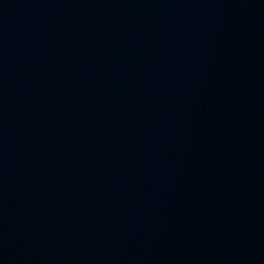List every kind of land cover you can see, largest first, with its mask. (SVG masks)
Wrapping results in <instances>:
<instances>
[{
	"label": "water",
	"instance_id": "95a60500",
	"mask_svg": "<svg viewBox=\"0 0 264 264\" xmlns=\"http://www.w3.org/2000/svg\"><path fill=\"white\" fill-rule=\"evenodd\" d=\"M0 264H264V0H0Z\"/></svg>",
	"mask_w": 264,
	"mask_h": 264
}]
</instances>
